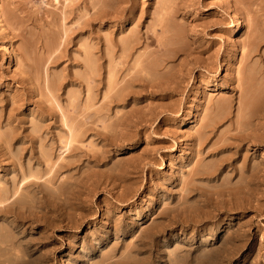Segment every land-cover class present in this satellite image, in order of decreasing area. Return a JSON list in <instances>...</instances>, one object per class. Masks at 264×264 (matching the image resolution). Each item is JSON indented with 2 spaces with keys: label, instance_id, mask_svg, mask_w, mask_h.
<instances>
[{
  "label": "rangeland",
  "instance_id": "1",
  "mask_svg": "<svg viewBox=\"0 0 264 264\" xmlns=\"http://www.w3.org/2000/svg\"><path fill=\"white\" fill-rule=\"evenodd\" d=\"M238 16L245 26L231 35ZM0 18V189L11 196L35 171L51 180L24 186L0 214L2 262L173 264L182 247L187 264H264V0H0ZM47 67L65 109L90 85L101 99L111 75L126 91L87 119L71 153ZM246 88L256 112L243 118ZM221 98L230 107L208 127ZM242 130L252 137L239 141ZM61 156L66 167L49 176ZM66 181L80 185L48 195ZM194 213L208 218L183 221Z\"/></svg>",
  "mask_w": 264,
  "mask_h": 264
},
{
  "label": "bare ground",
  "instance_id": "2",
  "mask_svg": "<svg viewBox=\"0 0 264 264\" xmlns=\"http://www.w3.org/2000/svg\"><path fill=\"white\" fill-rule=\"evenodd\" d=\"M63 12H64L65 34L62 37L66 38L68 35L69 26H68V22H67L66 11H63ZM6 19L8 21H14L15 17H14L12 12L8 11L6 14ZM244 26H245V20L243 19V17L238 16L237 19L234 21L232 28L230 29V34L231 35H238L242 31ZM61 44H62V41L60 42L59 46ZM249 45L255 49L259 45V41L254 40V41L250 42ZM123 49H124V51H126L128 49L126 43H124ZM113 58L114 57L112 56V54H110V64L113 62ZM149 63H150L151 67H155L158 63V60L157 59L149 60L148 64ZM46 75H47V85H48V88L50 89V93L55 97L54 89H53L54 84L51 81V77L49 74V67L46 68ZM249 75L252 76V72H250ZM117 84H118V82L116 79H114V75H111L107 89L104 92L103 97L99 100H95V95H94L95 91H94L93 86L92 85L88 86L87 97H86L85 101L78 104L74 101V99L70 100V108L71 109H65L64 106L60 103V101L55 97V100L58 104V107L62 113L63 124L66 128V133H64L61 137L62 138L61 143L63 144L62 148H63L64 152L71 153L73 150L81 149L80 146L84 145L83 136L86 132V128H87V124H88V121H87L88 118H93L94 119L93 123L100 121L101 118H103V115L100 112L103 110V107L105 105L111 106L112 103L121 102L125 99V95H124L126 92L125 89L123 88V89L118 90L117 86H116ZM242 90H244V89H242ZM246 91H247V88L245 89V91H243L244 93H242L241 96L239 97V113L241 116H243V118H247V116L251 117L256 112V109H255L256 103L253 100V97H255V96H248L246 94ZM215 107H216V110L218 111V115L216 118L211 120L210 123H208V127L215 126V124L219 123L221 118L224 116V113L230 107V100L227 98H221L215 104ZM93 111H95L96 113L93 114ZM104 118H107V116L104 115ZM242 125H244V122L240 121L239 122V128L240 129H242V127H241ZM235 137L239 141H245L247 139H250L252 136H251V134L245 133L242 130L241 133L236 134ZM206 139H207L206 131H200L198 134V140L201 143H203L206 141ZM96 156L98 157V160L102 158V156H100V155H96ZM63 160H65V157L61 156L51 166L50 172L48 173V174H50L49 176H51V174L59 172L61 169L66 167V165L62 163ZM261 160H262V162H264V151H262ZM55 166H56V168L54 169ZM258 168H259L258 166H253L252 171H256V170H258ZM211 170L212 169L210 166H205L203 168L202 172H203V174L210 175ZM49 179L50 178H48V175L47 176H44V175L40 176L35 171V172H31L30 174L23 177V179L21 180V183H20L21 184L20 188H18L17 191H15V193L12 194L11 196L6 191L0 189V195H3V197L0 199V214L1 213L9 214L12 212L11 209L13 208V205L15 204L17 199L20 197L21 190L24 186L35 185V184L42 183L45 181L50 182L51 180H49ZM79 185L80 184H75L72 181H70V182L66 181L62 184V186L57 191L56 190H49L48 195L51 197L53 194L54 195L55 194H65L63 189H66V187L74 189ZM225 194H227L229 196L232 195V197H233L234 195H236V192L232 191L231 189H227ZM232 203L234 204V208L244 207L242 204H239L240 202L233 201ZM220 213L221 212H219L218 214H220ZM218 214L212 213L210 217L211 218L216 217ZM200 217H201V215H198V213H194L193 215H188L187 220L183 219V221L198 223L199 221H203L206 218H208V216L206 214L202 215V219H200ZM167 226H168L167 224H160L157 227V231L149 232V235L146 236V239H148L149 236H151V237L154 236L152 238V240L151 241H148L146 239L141 240L140 244L143 245V247H145V248L152 247L154 240L156 239V236H159V234H162L167 229ZM193 241H194V239H192V241L189 242V246H193ZM96 243L97 242H95L94 239H90V241H89L90 246H92L93 244H96ZM182 250H183L182 247H176L175 252L173 253V255H174V257H173L174 263L173 264H187L189 262V257H188L189 254L188 255L182 254L181 253ZM21 257L22 256L18 257V259ZM126 258H124L120 261L123 264H140L139 261L132 263L129 260H126ZM0 262L3 264H6V262H4V261L2 262L0 260Z\"/></svg>",
  "mask_w": 264,
  "mask_h": 264
}]
</instances>
